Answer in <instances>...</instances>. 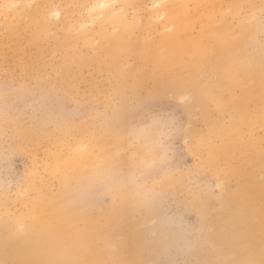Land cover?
Masks as SVG:
<instances>
[{
    "label": "rangeland",
    "instance_id": "1",
    "mask_svg": "<svg viewBox=\"0 0 264 264\" xmlns=\"http://www.w3.org/2000/svg\"><path fill=\"white\" fill-rule=\"evenodd\" d=\"M155 1L125 7L130 39L105 55L94 31L121 2L0 0V264L48 254L39 231L59 215L98 229L73 249L85 264H264V87L216 64L173 89L167 75L190 77L155 61ZM248 1L259 29L239 52L264 83V0Z\"/></svg>",
    "mask_w": 264,
    "mask_h": 264
},
{
    "label": "bare ground",
    "instance_id": "2",
    "mask_svg": "<svg viewBox=\"0 0 264 264\" xmlns=\"http://www.w3.org/2000/svg\"><path fill=\"white\" fill-rule=\"evenodd\" d=\"M94 1L90 11L100 10L99 15L102 16H110V13L113 12L110 7L114 1L121 2V8L116 10L119 12L118 20L114 24L113 22L110 23L114 25L112 31L106 33L107 25L103 21L100 22L99 28L94 31L99 36V41L102 42L98 46L99 52L105 55L115 54L116 51L123 48L121 45H127L130 39L128 38L130 30L123 10L135 0ZM248 2V0H159L151 3V12L149 13L151 18L162 19L160 23L162 36L159 39V45L161 49L165 50L163 56L155 58L156 63L163 69L167 67L186 69L190 77L189 80L185 81L181 78V73L177 71H174L171 77L167 75L165 78L173 89H183L189 85H196V72L216 64L219 65L216 67L218 68L216 71L228 76L232 83L247 82L250 85L249 89L253 86L264 87V83L261 82L262 77L259 78L255 74V79L251 78L250 73L256 70L254 68V71L250 72L246 68L244 65L245 57L241 56L239 52L248 40L253 39L255 29H259L258 24H252L257 12ZM246 5L249 6V9H245ZM100 18H97V21ZM137 18L134 17L133 20L136 21ZM85 23L83 26H86ZM148 25H152L151 20L148 21ZM196 25H199L200 28V31H197L198 38H195L194 35ZM260 28L263 29L262 26ZM89 36L90 34L86 33V30L81 26L80 37L83 41L87 42ZM203 38L208 40L207 46L202 45ZM194 45L195 48L190 52ZM186 55H188V61H186ZM211 58H213V62ZM58 219H60V225H43L39 231V238H45L46 241H50L54 245L48 254H43L41 251L32 254L30 250H27L24 253L13 252V256L16 255L23 263L27 264H38V262L44 264L50 261H54L56 264H64L65 260L68 264H85L86 254L79 257L74 254L73 249L76 245L79 249L81 248L84 244L82 238L86 235V242L95 244L100 237L98 229L92 225V228L86 226V230L76 231L70 219L60 215ZM28 248L36 249L37 247ZM26 256H30V259H27Z\"/></svg>",
    "mask_w": 264,
    "mask_h": 264
}]
</instances>
